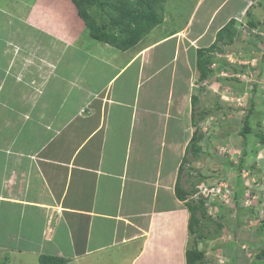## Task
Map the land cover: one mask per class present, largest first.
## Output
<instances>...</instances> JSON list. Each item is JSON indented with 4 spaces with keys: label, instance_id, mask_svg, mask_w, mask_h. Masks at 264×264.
I'll return each instance as SVG.
<instances>
[{
    "label": "crops",
    "instance_id": "1",
    "mask_svg": "<svg viewBox=\"0 0 264 264\" xmlns=\"http://www.w3.org/2000/svg\"><path fill=\"white\" fill-rule=\"evenodd\" d=\"M228 1L217 0L208 23L195 36L188 33L187 22L143 47L110 49L103 60L76 49L61 35L51 10H60L62 0H16L27 8L21 13L0 5V20L11 17L7 33L0 28V264L10 262L14 252H38L39 261L59 256L66 259L64 264H186L189 211L176 197L174 185L193 132L181 143L182 157L168 181L161 169L137 167L130 172V149L136 125L143 131L146 123L145 118L141 123L140 110L156 114L163 128L171 118L159 108L157 91L143 102L145 80L162 70H144L153 49L175 39L174 53L190 48L186 58L190 54L193 60L211 18ZM243 18L244 31L257 26L264 39V0H238L207 44L230 19ZM179 32L186 38H168ZM125 53L132 55L120 61ZM172 98L169 92L163 104ZM263 154L255 168L247 166L257 195L264 194V180L256 184L264 179ZM114 158H119L115 166ZM134 189H142L145 196L140 206ZM167 199L169 204H164ZM260 206L264 213L263 201ZM34 239L36 248L21 244Z\"/></svg>",
    "mask_w": 264,
    "mask_h": 264
},
{
    "label": "rangeland",
    "instance_id": "2",
    "mask_svg": "<svg viewBox=\"0 0 264 264\" xmlns=\"http://www.w3.org/2000/svg\"><path fill=\"white\" fill-rule=\"evenodd\" d=\"M15 1L0 0V5L4 6L7 11H15V13L16 11L18 13L27 11V8L22 7V3H15ZM216 2L217 0L160 1L157 13L161 15V22L146 34L137 47H143V44L157 41L163 34L168 35L177 29H182L187 22V31L190 36L197 35L208 23L213 12L211 7L213 8ZM237 4L238 0H229L217 10L209 22L210 26L206 30L204 38L197 43L194 50L204 47L202 45L210 42L216 26L229 13L230 8ZM58 10L52 9L51 11L58 18L57 23L60 26V33L65 36L63 38L67 42L71 40L69 43L76 49H87L89 50L88 53H94L102 60L109 56L110 49H116L115 46L106 42L89 40L88 27L78 15V10L71 0H62L60 12ZM88 12L100 22L104 19L111 20L118 11H114L113 8L105 5L102 10L96 6V8L89 9ZM10 14L13 13L10 12ZM6 17L11 19L9 16ZM7 18L0 20V28L6 30V33L9 28ZM234 21L231 28V43L219 44V49L214 52V56L218 61L211 65L214 73L205 81L199 82L197 80L196 57L192 60L190 55L192 49H185V53H183V48H177L174 53L175 39L162 42L153 49L150 55V65L147 67L145 64L144 70L146 69L149 72L154 69L162 70L157 77L145 80L143 102H147L148 98H151L152 94L157 91L158 105L161 106L159 108L162 111L165 110L164 113L171 118L165 122L168 124L163 128V123H157V118H160H156V114L151 112L144 114V111L140 110L139 114L142 113L140 116L141 123L142 118H145L146 123H144L145 125L142 124L143 131H139V125H136L133 132L134 143L130 149V153H132L130 157L132 169L130 166V172L131 170L135 171L137 167H140V170L149 168L154 172L161 169L162 178L168 181L172 167H174L175 174L178 166L176 164L182 157L181 143L183 142V145H185L191 132L195 130L190 118L191 108L193 107L191 97L195 95L198 98V110L195 111V117L198 118L202 109L207 110L203 119L199 121V129L203 134L202 139L199 141L201 151L197 157L193 156L190 151L188 152L189 163L184 165V170L179 178L181 185L187 190H193V184L198 183L199 180L230 187L227 200L222 198L223 202L226 200L227 203L225 202V204H228V207L218 205L220 208L212 209L210 206L204 205L206 214L198 226V231L205 235L204 238H198L197 232L196 234L189 233L186 253L195 248L203 251L204 264H264V257L258 256V250L264 247V235L261 231L264 228L260 223L264 220V213L260 208L262 201L264 203L263 192L255 197L254 201L258 196H261L259 204L253 201L252 207H242L238 210L234 200L229 201V199H232V184L235 183V177L238 175L235 168L238 158L243 156L244 164L255 168L256 159L258 156L260 158L259 154L264 153V141H260L259 136L257 137L259 132H264V81H262L263 79L260 80V77H264V39L262 31L257 26L255 30L244 31L245 18L239 22L236 19ZM11 23L12 30L15 32L14 25L18 23L16 20ZM239 31L242 32L239 33ZM6 33H4L5 36ZM14 37L17 38V36ZM170 37L186 38V34L184 32L180 35L176 33L168 38ZM63 38L62 40H64ZM85 42H91V45L85 44ZM188 50L190 54L186 58ZM131 55V53H125L118 58L120 61L126 62ZM220 63L223 66H220ZM257 72H259V78L256 75ZM216 77L221 79L216 80ZM254 84L255 91L252 90ZM169 92L173 97L172 101L168 102V105H164L163 101H166ZM252 92L254 93L253 96L251 95ZM182 93L185 96L181 98ZM251 101L253 102V108L251 114H249ZM218 104L220 106L217 108ZM244 119L247 120L251 128L247 133H243ZM124 127L118 129L124 130ZM138 140L143 142L137 144L135 141ZM161 141H164V143ZM164 144L166 147H161ZM121 145L123 144L121 143ZM106 151L108 150L106 149ZM263 155L262 157H264ZM114 160V166L119 164V158H114ZM259 164L262 165V162L257 163V165ZM247 171V169L244 170V175L247 174ZM262 180L260 179L256 183L259 184ZM246 183L247 179L245 182L243 180L241 182L242 185ZM141 191L142 189L140 192L137 189L133 190L132 196L139 192L136 206H140L145 198ZM244 194L242 189L237 197H244ZM187 198L193 200L190 194ZM169 202L168 199L164 200V204H169ZM256 207L261 209L262 213ZM218 222L222 224L220 228ZM174 228L175 226H172L173 232ZM30 241H22L21 244L25 248H36V244L38 245L36 240ZM167 249L169 250L170 247L168 246ZM42 250L47 249L45 247ZM14 253L15 255L11 256L10 262L6 264H40L38 252H34V255L31 253L16 255V252ZM34 257V260L31 259ZM111 257L113 259V256ZM257 258L260 260H257ZM109 261L112 260H108V264H110ZM172 263L174 264V262ZM1 264H5V262H1Z\"/></svg>",
    "mask_w": 264,
    "mask_h": 264
},
{
    "label": "trees",
    "instance_id": "3",
    "mask_svg": "<svg viewBox=\"0 0 264 264\" xmlns=\"http://www.w3.org/2000/svg\"><path fill=\"white\" fill-rule=\"evenodd\" d=\"M72 3L77 8L78 15L84 20L85 25L88 27V35L91 39L96 41L106 42L110 45L115 46L120 50H129L132 49L135 45H137L142 39L148 34L152 28L155 27L158 23L161 22V15L157 13L158 6L160 1L163 0H71ZM114 2V3H112ZM94 4V5H93ZM96 8V6L101 10L103 7L110 6L114 9V11H118L116 15L111 20H102L98 22L95 17H93L88 11L92 7ZM91 7V8H89ZM234 19H230L225 25H223L215 35L214 40L208 45L204 47H200L195 49V68L198 72V81H205L208 79L213 73L214 69L211 65L218 60L214 56V52H216L220 43H231V28L234 24ZM221 62V61H219ZM223 63V62H222ZM220 63V66L223 64ZM258 77V76H257ZM220 77H216V80H220ZM255 91V84L254 89ZM253 93V92H252ZM252 96L254 95L251 94ZM193 107L191 108V122L195 126V130L192 133V136L188 142L185 153L183 155L182 161L178 167V175L177 180L174 185L175 195L181 200L185 201V205L189 211V220H188V232L196 234L198 238H204L203 233H199V223L202 218L205 217V209H204V201L198 198L196 201L188 200L187 196L189 194H193L195 189L187 190L180 183V175L184 170V165L189 163V159L187 158V154H193V156L197 157L199 152L201 151V147L199 145V141L202 139L203 134L199 129V121L203 119L207 110L202 109L198 116L195 117V111H197V100L198 98L193 95L192 97ZM220 105L218 104L216 107L218 108ZM251 109L248 110V113L251 114L253 108V102L251 101ZM243 133H247L250 131V125L247 123V120L243 121ZM264 132H259L257 137L260 141H264ZM189 156V155H188ZM236 172L238 175L235 177L234 191L232 194V200L235 202L236 208L241 209V199L242 197H237L238 193H240L243 189L245 190V186L241 184L244 178L242 177V170L247 169L248 167L244 164L243 156L238 158ZM264 180V179H263ZM202 180H199L200 182ZM194 185V184H193ZM239 187V188H238ZM238 188V189H237ZM222 207V205H221ZM219 228L222 226L220 222H218ZM261 226L264 227V220L261 221ZM263 235H264V230ZM259 257H264V247L260 249L258 253ZM40 264H64L66 259L59 256L47 255L40 257ZM186 264H204L203 263V251L198 250L197 248L187 251L186 253Z\"/></svg>",
    "mask_w": 264,
    "mask_h": 264
},
{
    "label": "clouds",
    "instance_id": "4",
    "mask_svg": "<svg viewBox=\"0 0 264 264\" xmlns=\"http://www.w3.org/2000/svg\"><path fill=\"white\" fill-rule=\"evenodd\" d=\"M225 25V24H224ZM220 29V28H219ZM218 29V30H219ZM179 167V166H178ZM249 170V169H248ZM242 177L244 178V180H243V182H245L246 181V179H247V183L246 184H244V186H245V190H244V197L241 199L242 201H241V207H252L251 205H252V203H253V201L255 200V197H256V191L255 190H253L252 189V187H251V185H252V181L253 180H251L250 178H249V176H250V174H249V172L247 171V174L246 175H244L245 173H244V169L242 170ZM177 175H178V171H177ZM248 183H250V184H248ZM202 184H207V185H212V184H215V185H217V183H214V182H208V181H206V182H204V181H200V182H198V183H195L194 184V189H195V192L193 193V194H190L191 196H192V198L194 199V200H197L198 198H200V199H202L203 201H204V205H207V206H210L212 209H214V208H217V207H219L218 205H222V206H224V207H228L229 205L228 204H225V202H226V200H227V198L229 197V186H228V196H227V198H226V200L223 202V200H217V201H214V202H208L207 200H204L202 197H200V195L198 194V190H199V187L198 186H200V185H202ZM257 184V183H256ZM232 187H233V191H234V186H233V184H232ZM233 194V193H232ZM231 197H232V195H231ZM230 200H232V199H229V201ZM256 201H257V198H256ZM256 201H254V203L256 202ZM185 202V201H184ZM227 203V202H226ZM257 203V202H256ZM221 207V206H220ZM219 207V208H220ZM261 223V222H260ZM264 228V227H263ZM258 251H260V249L258 250ZM259 253V252H258ZM257 260H260V259H258L257 258ZM250 264V263H249Z\"/></svg>",
    "mask_w": 264,
    "mask_h": 264
},
{
    "label": "built area",
    "instance_id": "5",
    "mask_svg": "<svg viewBox=\"0 0 264 264\" xmlns=\"http://www.w3.org/2000/svg\"><path fill=\"white\" fill-rule=\"evenodd\" d=\"M198 187H199L198 194L200 195V197H202L204 200H207L208 202L222 200V198H227L228 196V187L224 186L223 184L221 185L202 184Z\"/></svg>",
    "mask_w": 264,
    "mask_h": 264
}]
</instances>
